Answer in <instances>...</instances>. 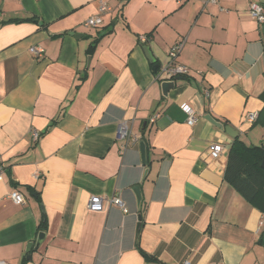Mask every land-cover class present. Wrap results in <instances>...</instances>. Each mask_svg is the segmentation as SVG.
I'll return each mask as SVG.
<instances>
[{
  "label": "crops",
  "instance_id": "1",
  "mask_svg": "<svg viewBox=\"0 0 264 264\" xmlns=\"http://www.w3.org/2000/svg\"><path fill=\"white\" fill-rule=\"evenodd\" d=\"M105 1L91 27L100 0H0V261L264 264V212L224 179L234 137L206 118L264 146L246 118L264 108V24L250 14L264 0ZM183 38L190 73L166 96L157 71ZM93 195L126 210L92 211Z\"/></svg>",
  "mask_w": 264,
  "mask_h": 264
},
{
  "label": "built area",
  "instance_id": "2",
  "mask_svg": "<svg viewBox=\"0 0 264 264\" xmlns=\"http://www.w3.org/2000/svg\"><path fill=\"white\" fill-rule=\"evenodd\" d=\"M181 1V0H177ZM208 2L217 3L219 0H207ZM100 14L97 16H93L89 18L86 21L87 26L91 27H99L104 24L103 14L110 11L111 7L108 5V3L105 0H100ZM250 14L251 16L257 20L259 23L264 24V5L260 3L253 2L250 6ZM148 40V36L142 35L140 37L141 42H146ZM186 43V39L183 38L180 41H178L175 45H173L169 50V61L167 64L161 66L157 71L158 79L160 80H173L179 76H187L190 73V68L186 66L185 64L179 63L177 61V57L180 54L181 50L183 49L184 45ZM31 52L35 54L38 57L43 56L45 49L41 47L32 46L30 48ZM258 114L255 112L249 113L246 118L248 121L254 122L257 119ZM188 120L191 123H194L197 118L193 112L189 113ZM129 134V127L126 122L121 123L119 130H118V136L119 138H126ZM35 137L38 136L37 132H34ZM224 146L223 144L217 143L211 146L210 152L213 156L217 157L220 155V153L223 151ZM0 171L2 169L0 168ZM9 196L16 202V203H24L25 202V196L24 194L19 190L12 191ZM106 202L111 205L120 206L124 210H126L125 202L119 197V196H113L110 198H105L100 195H93L91 196L89 200L88 207L92 211H103L106 207ZM0 264H9L5 260H1ZM183 264H190L189 261L184 262Z\"/></svg>",
  "mask_w": 264,
  "mask_h": 264
},
{
  "label": "trees",
  "instance_id": "3",
  "mask_svg": "<svg viewBox=\"0 0 264 264\" xmlns=\"http://www.w3.org/2000/svg\"><path fill=\"white\" fill-rule=\"evenodd\" d=\"M96 43L92 45V48ZM155 66V64H153ZM159 67V66H158ZM264 100V93L261 95ZM255 124H264V108L258 113ZM264 146L247 145L239 137L231 145L224 179L230 183L247 201L264 212ZM44 220L41 227H44ZM259 242L264 244V229ZM147 259L152 256L141 249Z\"/></svg>",
  "mask_w": 264,
  "mask_h": 264
},
{
  "label": "water",
  "instance_id": "4",
  "mask_svg": "<svg viewBox=\"0 0 264 264\" xmlns=\"http://www.w3.org/2000/svg\"><path fill=\"white\" fill-rule=\"evenodd\" d=\"M263 33H264V26L262 27ZM146 54L148 56V58L150 59V61L152 63L155 64V69L158 68V64H157V58L154 55L153 51L151 50V48L149 46H145L144 47ZM183 79V77L179 76L176 78V80H180ZM176 80H166L162 82V88H163V92L164 94L167 96L169 91L175 87L176 85ZM206 118L208 120H210L212 123H214L217 127H219L221 130L226 131L230 136L236 138L238 136V132L231 126L227 125L225 126L223 123L218 122L215 118H213V116L211 115H207ZM141 154H142V160L143 162L146 164L147 162V149H146V144L145 142H141ZM263 167H264V161H263ZM149 169L146 170V174L144 176V178L146 177L147 173H148ZM134 192L136 193L137 199L139 201V203L141 202L142 199V195H141V188L140 186H135L133 188ZM45 232H40L35 244V247H39L41 245V243L43 242V240L45 239ZM34 243H30L28 246V251L31 250V248L33 247Z\"/></svg>",
  "mask_w": 264,
  "mask_h": 264
}]
</instances>
